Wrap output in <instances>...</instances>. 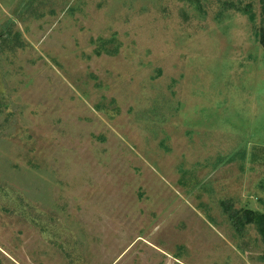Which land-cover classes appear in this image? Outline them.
I'll list each match as a JSON object with an SVG mask.
<instances>
[{
    "label": "rangeland",
    "instance_id": "1",
    "mask_svg": "<svg viewBox=\"0 0 264 264\" xmlns=\"http://www.w3.org/2000/svg\"><path fill=\"white\" fill-rule=\"evenodd\" d=\"M260 0H0V264H264Z\"/></svg>",
    "mask_w": 264,
    "mask_h": 264
},
{
    "label": "trees",
    "instance_id": "2",
    "mask_svg": "<svg viewBox=\"0 0 264 264\" xmlns=\"http://www.w3.org/2000/svg\"><path fill=\"white\" fill-rule=\"evenodd\" d=\"M261 8V23L258 42L264 50V0H260ZM263 209L261 212H255L250 209L234 210L230 203H223V210L227 213L232 224L237 231H242L246 226H252L260 237L264 252V201L262 203Z\"/></svg>",
    "mask_w": 264,
    "mask_h": 264
}]
</instances>
